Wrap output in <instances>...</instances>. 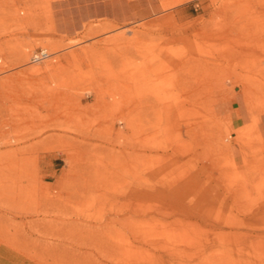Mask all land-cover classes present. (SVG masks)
Instances as JSON below:
<instances>
[{"label": "rangeland", "instance_id": "1", "mask_svg": "<svg viewBox=\"0 0 264 264\" xmlns=\"http://www.w3.org/2000/svg\"><path fill=\"white\" fill-rule=\"evenodd\" d=\"M167 1L0 0V264H264V0Z\"/></svg>", "mask_w": 264, "mask_h": 264}, {"label": "crops", "instance_id": "2", "mask_svg": "<svg viewBox=\"0 0 264 264\" xmlns=\"http://www.w3.org/2000/svg\"><path fill=\"white\" fill-rule=\"evenodd\" d=\"M76 15L74 29L94 19H106L122 23L137 19L140 15L153 9L150 0H74ZM264 130V115H263Z\"/></svg>", "mask_w": 264, "mask_h": 264}, {"label": "bare ground", "instance_id": "3", "mask_svg": "<svg viewBox=\"0 0 264 264\" xmlns=\"http://www.w3.org/2000/svg\"><path fill=\"white\" fill-rule=\"evenodd\" d=\"M163 6L162 7H164V8H167V7H169L170 6V2L169 1H167V0H162V3H161ZM102 29H106V26H103V27H101ZM118 37H122L123 38V36H124V32H121V33H119L118 35H117ZM117 38V37H116ZM127 39V38H126ZM100 40V39H99ZM103 40V39H102ZM128 40V39H127ZM122 41V40H121ZM120 41V42H121ZM127 46V45H126ZM248 51V50H247ZM240 53H245L246 51H239ZM247 53V52H246ZM245 53V54H246ZM185 56V55H184ZM192 60V59H191ZM189 61V60H188ZM187 62V61H186ZM182 63H184L183 61H182ZM206 63V62H205ZM199 64V63H198ZM183 76V75H182ZM190 76V75H189ZM188 82V81H187ZM187 86V85H186ZM184 88V87H183ZM187 92V91H186ZM161 108V107H160ZM169 109V108H168ZM164 110V109H163ZM165 112V111H164ZM169 111H167V113H168ZM190 125V124H189ZM15 194V193H14ZM14 196V195H13ZM42 210L43 211H47V209H48V207H49V205L48 204H45V203H43L42 204Z\"/></svg>", "mask_w": 264, "mask_h": 264}, {"label": "built area", "instance_id": "4", "mask_svg": "<svg viewBox=\"0 0 264 264\" xmlns=\"http://www.w3.org/2000/svg\"><path fill=\"white\" fill-rule=\"evenodd\" d=\"M50 53L47 52L45 48H40L35 51L31 56V62H38L49 56Z\"/></svg>", "mask_w": 264, "mask_h": 264}]
</instances>
